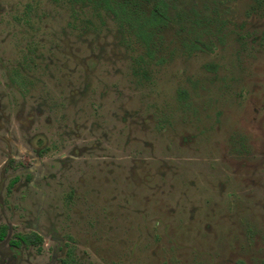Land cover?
Instances as JSON below:
<instances>
[{"label":"rangeland","instance_id":"374dc122","mask_svg":"<svg viewBox=\"0 0 264 264\" xmlns=\"http://www.w3.org/2000/svg\"><path fill=\"white\" fill-rule=\"evenodd\" d=\"M167 1L0 0V264H264V0Z\"/></svg>","mask_w":264,"mask_h":264},{"label":"trees","instance_id":"16d2710c","mask_svg":"<svg viewBox=\"0 0 264 264\" xmlns=\"http://www.w3.org/2000/svg\"><path fill=\"white\" fill-rule=\"evenodd\" d=\"M80 8H89L98 14L108 17L117 26L121 35L130 33L137 43L144 47L145 57L153 59L156 42L170 21L169 3L167 0H72ZM122 35V36H123ZM18 178L9 182L12 187ZM7 232L5 225H0V241ZM17 241L12 244L39 246L42 238L36 233L17 234ZM59 264H76L72 252L69 250Z\"/></svg>","mask_w":264,"mask_h":264},{"label":"flooded vegetation","instance_id":"af4514ba","mask_svg":"<svg viewBox=\"0 0 264 264\" xmlns=\"http://www.w3.org/2000/svg\"><path fill=\"white\" fill-rule=\"evenodd\" d=\"M14 178H17V177H13L12 179H14ZM11 179V180H12ZM11 180H10V182H11ZM18 181V180H17ZM16 183V182H15ZM14 183V184H15ZM13 184V185H14ZM9 185V184H8ZM10 188H12V187H10ZM9 187H8V189H10ZM6 226V225H5ZM7 227V226H6ZM7 232H8V227H7ZM7 232H6V235H5V237L3 238V240H1L0 241V243H2L4 240H5V238L7 237ZM17 235V234H16ZM16 235L11 239V240H14V241H17V237H16ZM22 235H25V234H22ZM11 240H8V247H9V249H8V251L9 252H11V253H15V258L18 260L19 259V256H18V249L20 248V246L21 245H24V246H33V245H25V244H23V243H20V245L19 246H16L15 244H12L10 241ZM64 258V257H63ZM62 258V259H63ZM61 259V260H62ZM60 260V261H61Z\"/></svg>","mask_w":264,"mask_h":264}]
</instances>
